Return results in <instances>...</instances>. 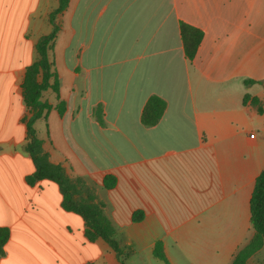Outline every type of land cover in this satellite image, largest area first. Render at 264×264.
Returning <instances> with one entry per match:
<instances>
[{
    "label": "crops",
    "instance_id": "obj_1",
    "mask_svg": "<svg viewBox=\"0 0 264 264\" xmlns=\"http://www.w3.org/2000/svg\"><path fill=\"white\" fill-rule=\"evenodd\" d=\"M58 7L0 0V229L10 230L0 264H122L87 239L58 184L27 182L36 169L22 85ZM58 21L60 99L44 93L52 109L35 128L52 163L93 184L132 250L123 264H232L254 237L250 202L264 170V0H70ZM182 22L204 32L194 61ZM154 95L167 108L147 127ZM107 175L116 188H104ZM247 264H264V245Z\"/></svg>",
    "mask_w": 264,
    "mask_h": 264
},
{
    "label": "trees",
    "instance_id": "obj_2",
    "mask_svg": "<svg viewBox=\"0 0 264 264\" xmlns=\"http://www.w3.org/2000/svg\"><path fill=\"white\" fill-rule=\"evenodd\" d=\"M59 7L50 15L53 27L49 35L40 38L37 44V59L26 70L22 85L23 99L28 114L24 118L27 126V143L24 151L30 155L35 166V173L27 178L29 185H35L41 181H51L59 185L66 211L80 215L86 226L85 235L90 242L99 239L104 240L114 250L118 258L123 262L132 254L126 252L117 240L116 229L106 216L104 203L99 200L94 186L89 187L87 181L80 177L70 176L62 165L52 163L50 154L45 150L43 141L39 138L35 124L40 119H46L52 107L43 101L46 91L52 90L59 98L60 78L54 61V48L61 31L58 19L67 10L70 0H58ZM181 38L184 45L186 58L194 61L204 39V32L185 22L181 23ZM254 81L247 80L246 84ZM60 99V98H59ZM257 104L256 98L246 95L244 104L249 101ZM167 102L159 96H151L145 104L141 122L144 126H156L164 116ZM56 110L61 116L66 112V103L59 101ZM262 112V109H259ZM101 109L98 111L100 116ZM100 118V117H99ZM118 180L113 175L104 178V188L112 190L116 188ZM251 224L254 229L253 239L242 248L234 257L232 264H247L249 259L259 252L264 245V170L256 180L254 192L250 202ZM144 218L142 212L133 215L134 222H141ZM10 239V230L0 229V255L4 254V248ZM156 258L167 263L164 249L161 243L156 244L154 251Z\"/></svg>",
    "mask_w": 264,
    "mask_h": 264
},
{
    "label": "rangeland",
    "instance_id": "obj_3",
    "mask_svg": "<svg viewBox=\"0 0 264 264\" xmlns=\"http://www.w3.org/2000/svg\"><path fill=\"white\" fill-rule=\"evenodd\" d=\"M87 184H88V186L89 187H92L93 186V184L90 182V181H87ZM107 216V215H106ZM126 252H129V251H132L131 249H129V250H125Z\"/></svg>",
    "mask_w": 264,
    "mask_h": 264
}]
</instances>
